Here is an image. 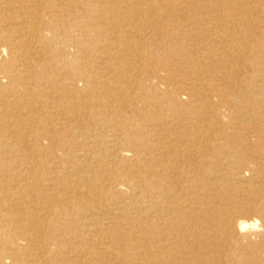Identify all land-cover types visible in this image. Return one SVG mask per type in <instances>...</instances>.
<instances>
[{"label": "bare ground", "instance_id": "bare-ground-1", "mask_svg": "<svg viewBox=\"0 0 264 264\" xmlns=\"http://www.w3.org/2000/svg\"><path fill=\"white\" fill-rule=\"evenodd\" d=\"M0 264H264V0H0Z\"/></svg>", "mask_w": 264, "mask_h": 264}]
</instances>
